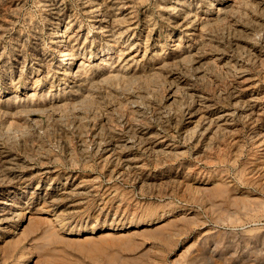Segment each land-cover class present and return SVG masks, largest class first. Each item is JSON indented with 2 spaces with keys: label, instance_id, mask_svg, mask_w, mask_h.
<instances>
[{
  "label": "rangeland",
  "instance_id": "1",
  "mask_svg": "<svg viewBox=\"0 0 264 264\" xmlns=\"http://www.w3.org/2000/svg\"><path fill=\"white\" fill-rule=\"evenodd\" d=\"M126 1L0 0V264H264V0Z\"/></svg>",
  "mask_w": 264,
  "mask_h": 264
},
{
  "label": "bare ground",
  "instance_id": "2",
  "mask_svg": "<svg viewBox=\"0 0 264 264\" xmlns=\"http://www.w3.org/2000/svg\"><path fill=\"white\" fill-rule=\"evenodd\" d=\"M101 1V0H100ZM118 1V0H117ZM82 2H86V1H82ZM90 2V1H89ZM121 2H122V0H121ZM125 2H127L126 0H125ZM125 2H124V4H125ZM178 2V1H177ZM80 3V2H79ZM115 3V2H114ZM81 4V3H80ZM84 4V3H83ZM96 4V3H95ZM123 4V5H124ZM175 4V3H174ZM182 4V3H181ZM112 5V4H111ZM116 5V4H115ZM115 5L113 6V7H115ZM118 5H120V4H118ZM118 5H116V7L118 6ZM83 6V5H82ZM88 6H89V4H88ZM94 6V5H93ZM90 7V6H89ZM95 7V6H94ZM179 6L176 4V6H173V7H171L170 8V10L168 11V14H166V19H168V20H171L172 18H173V16L175 15V14H177V12L180 10L179 8H178ZM182 7V6H181ZM180 7V8H181ZM86 8H87V6H86ZM102 8V7H101ZM114 9V8H113ZM112 9V10H113ZM117 9V8H116ZM90 10V9H89ZM98 10V9H97ZM96 10V11H97ZM119 10V9H118ZM185 10V9H184ZM101 11V10H100ZM99 11V12H100ZM116 11V10H115ZM128 11V10H127ZM130 11V10H129ZM183 11V10H182ZM181 11V12H182ZM92 12H94L93 10H92ZM102 12V11H101ZM97 13V12H96ZM167 13V12H166ZM98 14V13H97ZM188 14V13H187ZM100 15V14H99ZM98 15V16H99ZM96 16V15H95ZM103 16V15H102ZM101 16V17H102ZM176 16V15H175ZM174 19V18H173ZM95 20V19H94ZM188 22V21H187ZM92 24V23H91ZM100 24V23H99ZM97 27V26H96ZM99 27V26H98ZM73 28V27H72ZM199 29V28H198ZM53 30V29H52ZM102 31V30H101ZM174 33V32H173ZM64 37V36H63ZM66 38V37H65ZM70 59V58H69ZM65 62V61H64ZM73 62V61H72ZM70 68V67H69ZM65 69V68H64ZM75 70V69H74ZM72 71V70H71ZM73 73V72H72ZM74 75V74H73ZM249 85V84H248ZM239 86V85H238ZM246 104V103H245ZM220 111V110H219ZM238 112V111H237ZM225 115V114H224ZM223 115V116H224ZM227 118V117H226ZM221 120V119H220ZM263 131V130H262ZM209 132V131H208ZM158 138V137H157ZM163 139V138H162ZM167 140V139H166ZM129 142H131V141H129ZM160 142V141H159ZM164 142V141H163ZM256 142V141H255ZM161 143V142H160ZM131 144V143H130ZM155 144V143H154ZM159 144V143H158ZM162 144V143H161ZM126 145V144H125ZM156 145V144H155ZM128 146V145H127ZM167 146H169V145H167ZM165 148V147H164ZM148 150V149H147ZM132 161V160H131ZM139 161V160H138ZM124 164V163H123ZM121 174V173H120ZM74 184V183H73ZM71 185V184H70ZM51 203V202H50ZM5 204L6 205H9V203L8 202H5ZM12 205V204H11ZM10 207V206H9ZM5 208V207H4ZM8 213V212H7ZM2 215V214H1ZM14 221H17L15 218H14ZM16 223V222H15ZM9 225V224H8ZM12 227V226H11ZM10 227V228H11ZM18 227V226H17ZM13 228H15V227H12V229ZM12 232V231H11ZM209 254V253H208ZM18 261V260H17ZM251 263V262H250Z\"/></svg>",
  "mask_w": 264,
  "mask_h": 264
}]
</instances>
